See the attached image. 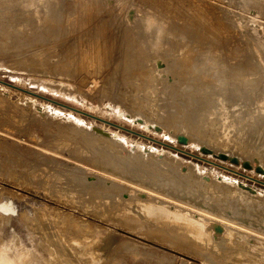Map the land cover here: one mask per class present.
I'll list each match as a JSON object with an SVG mask.
<instances>
[{
  "label": "rangeland",
  "instance_id": "rangeland-1",
  "mask_svg": "<svg viewBox=\"0 0 264 264\" xmlns=\"http://www.w3.org/2000/svg\"><path fill=\"white\" fill-rule=\"evenodd\" d=\"M7 2L13 5L11 0H0V32L3 24L28 29L24 33L6 35L10 42L2 40L0 35V255L20 256L26 264H62L58 260L62 254V257H69L70 252L69 258L78 261L77 264H90L89 258L94 251L100 255L110 252L117 264H159L158 260L166 256L171 257L167 264H180L182 257L193 259L185 255L184 250L156 240L158 237L150 230L155 227L152 222L135 218L137 222L125 220L124 202L119 195H113L118 191L107 192L108 186L102 184L126 181L116 175L117 170L109 167V159L102 151L94 150L90 142L93 138L100 143L108 138L111 146L117 144L124 154L142 152L157 159L170 155L193 164L202 175L222 178L234 188L239 184L247 185L264 195V173L256 169L264 165L257 154L246 157L234 152L232 143L217 144L225 134L215 135V143L207 137L202 142L183 141L172 129L157 130L155 114L143 112L157 110L166 100V84L180 81L181 75L176 70L183 64L173 66L176 69L170 65L175 64L174 56L183 43H176L180 44L179 49L175 44L166 53L148 49H156L157 43L169 44L174 33L179 38L187 35L191 43L198 46L196 50L193 46L190 49H194V53L210 51L211 56H219L220 61L226 60L230 65L241 64L239 66L248 68L251 63L260 62L263 66L264 0H60L59 5L51 6L48 15L43 16L39 11L37 17L31 19L16 16L6 19L5 9L10 7ZM150 24L154 29L152 34L146 32ZM159 28L166 29L164 37L157 36ZM89 47L92 51L101 50L100 56L102 54L99 59L95 52L97 57L93 56L91 65L88 61L91 59L83 63L81 60V54ZM132 47L137 49L130 55L134 53ZM137 57L148 62L142 59L141 65ZM143 73L148 76L145 80ZM154 89H160L162 95L154 94ZM137 97L141 99L138 105L143 111L136 109L134 99ZM151 97L155 107L150 103ZM234 123V117L226 119L222 131ZM230 137L241 139V134L238 132ZM250 139L257 143V148L264 147V140L256 134ZM221 154L228 157L224 159ZM231 157H237L238 162H233ZM245 161L251 166L246 167ZM15 175H26L27 179H16ZM131 193L123 192V195ZM107 195L110 197L106 201ZM216 198L224 203L222 197ZM98 201L107 204L108 211L106 207L102 209ZM117 207L124 213L120 209V212L115 211ZM42 222L47 223L46 226ZM66 227L86 232L88 242H80L79 234L77 241L68 236L63 239L61 235ZM260 231L257 229L252 241L264 239ZM53 232L55 237H52ZM48 235L56 240L55 243L52 239L48 241ZM259 240L254 243L262 246L264 243L259 244ZM129 243L138 247L130 248ZM65 246H70V252ZM102 261L100 258L98 262Z\"/></svg>",
  "mask_w": 264,
  "mask_h": 264
},
{
  "label": "bare ground",
  "instance_id": "bare-ground-1",
  "mask_svg": "<svg viewBox=\"0 0 264 264\" xmlns=\"http://www.w3.org/2000/svg\"><path fill=\"white\" fill-rule=\"evenodd\" d=\"M12 1L13 0H11V2ZM59 1L60 0H39V1L15 0L14 2H12L13 5H11L10 2H7L10 4V7H7L8 9H5L4 16L6 17V19H9L14 16L21 19H31L33 17H37L36 13H39V11L43 16H45L48 15L51 6L56 7L57 5H59L57 4L60 3ZM258 1L260 2L261 0ZM203 17L200 18L203 20ZM207 20L209 21V19ZM204 24L205 23H203V25ZM200 25L202 24H199V26ZM152 26H153L152 24L148 25L146 28V32L148 31L149 33L152 34V32L154 31ZM1 29H3V31L0 32V35H2V40H6L7 42H10L9 40H7L8 36L6 35L24 33L26 32L28 27L26 26L22 28L9 27L8 25L3 24L1 26ZM165 30L163 28H159L157 32L160 35L157 36L160 37L161 35H163ZM205 32L207 33V31ZM214 34L215 33H213V35ZM174 35H175L173 36L174 38L171 36L172 38L169 44L161 45L157 43L155 45L156 49L155 47L154 49L152 48L150 49V47L148 49L150 51L152 50L161 51V52L163 51L166 53V51L170 49L171 46L173 48V46L176 43H183V46L180 47L181 49L179 53L176 54V56H174L175 57L174 59H176V61L174 60L175 64L173 65L169 64L170 66H172L171 68H173V66H176L178 63L183 64L179 70H176L178 71V74H180L182 78L180 77V81L177 82L175 81L174 84L171 83L166 84L167 86H169V89L166 86V89L168 90V93H166L167 95L166 100L164 101V103L162 102V104H159L160 106L158 105L159 107L157 110L155 108L154 109L149 108L150 109L149 111H147L146 109H145L146 112L143 111L142 110L143 107H140V105H138L141 103L139 101L141 99L138 97L134 99V102L137 103L136 109L140 111L142 110L147 115L155 114V116L158 119L157 120L158 122L154 126L157 127V130L172 129L175 132V134L179 136L183 141L194 139L197 140L198 142H202L201 140H204L203 138L207 137L209 139L208 141L215 143L216 142V141L214 142L215 135L217 136L219 134L220 135L225 134L224 137H220V141L217 142V144L219 143L222 146H226L232 143L233 146L232 148L233 149L235 148L234 152L240 153L241 155L246 157H250L255 153L260 158L261 164L264 165V147L257 148V143L255 144L250 139L251 136H254L256 134V136H259V138H262V140H264V79H263L264 65L262 66L261 64H259L260 62L259 63L257 62V64L254 65L251 63V66H249L248 68L247 66L243 67L244 65H242V67L239 66L241 64L230 65L228 64L229 62L226 63V60L220 61L218 58L219 56L216 58H215L216 55L214 57L211 56V54L213 55V53L210 51L209 52L205 51L203 53H201L200 51L194 53V49L197 48L198 46L195 47L191 43V40L186 37L187 35L185 36V38L183 37L179 38L176 33H174ZM154 36L156 35L154 34ZM137 37L141 38V36L138 35ZM147 44H149V42ZM178 45L180 44H176L175 46L178 48L179 47ZM192 46L194 47L193 51L190 50L193 48ZM133 49L136 50L137 48L135 49L132 47V50ZM92 50L89 47V49H87L85 52H83V54H81L82 63L83 61L87 60V58L91 59L88 60L90 63L91 61H93L92 58L93 56H96V54H99L98 58L102 56V54L100 56L101 50L99 49H98L99 51L98 50L92 51ZM260 50L262 49L260 48ZM127 51L129 52V49H127ZM131 52L132 51H130L129 53ZM135 52L131 53L130 55L135 54ZM262 54L264 55V53ZM134 56L135 55H133V57ZM138 59H140L138 62H140L141 65H143L141 61L142 59L145 61V59L144 58L142 59L138 58ZM131 61L133 62V60ZM100 62H102V60ZM89 63L87 65H89ZM91 64L92 62L90 63V65ZM97 65H99V63ZM133 65H134L133 67L135 68L136 65L135 62L133 63ZM176 67L174 68L176 69ZM147 68L148 67H146V69ZM149 68H151L150 65ZM96 69L94 70L95 73H96ZM146 72L147 73L149 72L150 74L151 71L148 70ZM146 74L143 73V75H145L144 80L146 77H148L146 76ZM141 78L142 77H140V80ZM260 79L261 80L263 79L262 82H259ZM143 82L146 84L145 81ZM141 84L143 86V83ZM146 85H150L151 87V84H146ZM207 85H209V88L205 87ZM142 86L140 85V88L143 90ZM145 89H147V87H145ZM159 91L160 89H156L153 93L161 94V92ZM161 95L159 97L164 98ZM156 98L157 97H155V99ZM146 99H149V95L148 98ZM152 100L150 101V103L154 102V100L153 101ZM155 103L156 105L158 104L157 102ZM151 104L153 105L152 107H155L153 103ZM250 110L253 111L251 116L249 117L248 113ZM232 117L235 118L234 125H232V127L228 128L226 131L223 132L222 129L223 130L225 129L223 127L224 121ZM212 128L215 129L217 128V130L213 131ZM211 129L213 132L211 131ZM209 130L210 132H208ZM238 132H240L241 134V139H231L230 136ZM99 133L101 135V131ZM99 133H95V134L100 137ZM102 133H103L102 137H104V131H102ZM104 139L106 140L104 143L97 142L99 140H97L96 138L91 139L90 140V142H92L91 146H93L94 150H98V151L100 150L99 153L102 151L104 155H106L109 159V160L106 159L111 164V166L109 165V167H112L114 168V170H117L116 173L118 172V174L116 175H119L122 178L121 180L126 181V183L112 181L110 185L101 183L102 185L108 186L107 189L106 187L103 186L104 190L106 189L107 192L118 191L116 192L117 194L113 193V195L115 196L119 195L122 202H124L123 210H126L125 220L132 221L133 218H135L136 220L139 221L142 219H146L147 221L152 222L154 224L153 226L155 227L153 230H152L153 227L150 228V230L153 232L155 237H158V239L156 240L165 241L171 247L176 248V250L182 249L184 250L185 255H189L193 258V259H187L185 257L179 258L180 264H264V244L260 246L254 243L259 239H257L256 241L251 240L255 238V234H257L256 233L257 229L258 232L260 229L261 230L260 232L264 234V195L263 194L261 195V193H259L254 188L249 187L247 185L239 184L237 188H234L222 178H211L208 175H202L195 168V166H193V164L183 162L182 160L174 158L170 155L167 157H162L161 159H157V158H153L150 155L147 156L142 152L124 154L120 146H118L117 144L111 146L112 143L109 141V139L106 137ZM98 151L96 153H98ZM14 177L20 180L27 179L26 175H15ZM94 185L96 184L94 183ZM174 185L175 187L173 189L172 186ZM98 186L96 185V187ZM176 186H179L177 187L178 189H176ZM180 188L182 189L181 191ZM93 190H96V188ZM122 190L124 193L125 192L128 193V191H131L133 193H131L132 195L126 194V196H124ZM108 197L110 196L107 195L106 201ZM216 197H220V198L222 197L224 199V203L226 201L225 205H221L224 204L223 201H219L220 199ZM215 198L219 200L216 201ZM174 199H176L177 201H175ZM217 202H221V204H218ZM99 203L98 205L102 207V209L108 206L105 203H104L105 205H103L102 202ZM120 206H122V204ZM149 207H154V208L150 209ZM105 209H107V207ZM119 209L121 210V208H118V210L116 209L115 211L120 212ZM112 212L115 213L114 210ZM121 212L124 213V211L122 210ZM122 213H120V215H123ZM135 219L133 221L137 222L135 221ZM123 220L124 219H121V221ZM42 223H44V225L47 224L45 222ZM66 228H64L65 229L64 235H61L62 238L63 237L66 238L68 236L71 237L73 240L77 241V239L81 237L82 239H80L81 240L80 242L82 243L88 242L89 235H87L86 232H83V230H80V228H70V227H66ZM49 229H51V227ZM59 229H57V231ZM49 233L50 232L48 230L47 234ZM57 234L58 233H56V235ZM77 234H79L80 237L76 236ZM49 235L47 236L49 237L48 241L51 239H52L51 241H53L52 237H55V233L52 234L53 236L51 237V239ZM241 236L242 239L244 237L247 240L243 239V241H241L242 239H239V237L241 238ZM261 240H259L260 243L259 241L257 243L259 244L264 243L263 241L264 239L262 240L263 242H261ZM55 241L53 242L55 243ZM250 241H252L251 244L249 243ZM50 245L55 247V244L50 243ZM56 245L59 244L57 243ZM63 245L60 244L59 246H63ZM128 246L130 248L138 247L136 244H131V243H129ZM63 247H61V249ZM69 247H66L64 249L70 252L68 249ZM64 249L63 252L65 251ZM51 250L53 249H50V251ZM191 250H193L192 252L194 254L190 253ZM68 252H66L67 255ZM178 252L180 253V251ZM59 253L61 254V251ZM70 254L71 252L69 253V257L72 256V254L71 256ZM64 255H66L65 252ZM62 256L61 257L59 256L60 260H58L61 261L62 264H72V262L74 261L68 256H67L68 258ZM21 258L22 257L20 256L13 257L11 255L6 256L1 254L0 263L26 264L25 262H22L23 260ZM100 258L103 259L101 263L98 262ZM89 259H90V264H117L116 261L112 260V254L108 251L102 255H100L98 251H94L91 253V257ZM170 260L171 257L169 258L166 256L165 258L163 257L159 259L158 263L167 264ZM190 260H194V261H190ZM74 262L77 264L78 261L76 262L75 260Z\"/></svg>",
  "mask_w": 264,
  "mask_h": 264
},
{
  "label": "water",
  "instance_id": "water-1",
  "mask_svg": "<svg viewBox=\"0 0 264 264\" xmlns=\"http://www.w3.org/2000/svg\"><path fill=\"white\" fill-rule=\"evenodd\" d=\"M221 157L224 158V159H226L228 156L225 155V154H221ZM231 160H232L233 162H235V163L238 162L237 157H231ZM243 163H244V165H245L246 167H250V166H251L250 163H249L248 161H245V162H243ZM256 169H257L258 171L264 173V168H263V167H260V166H259V167H257Z\"/></svg>",
  "mask_w": 264,
  "mask_h": 264
}]
</instances>
